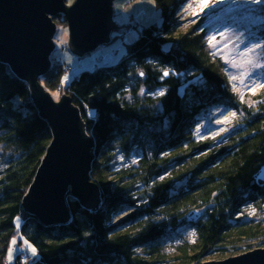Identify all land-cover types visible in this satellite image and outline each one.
<instances>
[{"label": "trees", "instance_id": "trees-1", "mask_svg": "<svg viewBox=\"0 0 264 264\" xmlns=\"http://www.w3.org/2000/svg\"><path fill=\"white\" fill-rule=\"evenodd\" d=\"M154 1L160 23L139 28L120 59L102 60L67 86L64 65L51 61L41 79L51 95L71 97L95 141L90 177L101 203L86 209L69 193L68 224L45 226L23 208L53 136L30 84L0 61V264L17 234L36 257L19 254L15 264L28 258L42 264H167L168 239L186 225L196 230V242L192 256L183 248L180 259L202 264L232 238L257 235L239 215L264 201L258 179L264 170V89L258 106L242 104L209 48L208 30H182L187 1ZM53 20L57 27L65 23L61 15ZM258 37L264 40V29ZM158 90H164L158 98L144 95ZM220 105L239 112L236 128L222 140L199 139L201 117ZM134 151L136 163L115 168L117 155Z\"/></svg>", "mask_w": 264, "mask_h": 264}, {"label": "water", "instance_id": "water-1", "mask_svg": "<svg viewBox=\"0 0 264 264\" xmlns=\"http://www.w3.org/2000/svg\"><path fill=\"white\" fill-rule=\"evenodd\" d=\"M113 3L76 0L68 6L66 0H0V61L30 84L33 101L53 136L23 200L25 212L45 226L71 221L69 193L86 209H95L101 203L100 190L90 177L94 142L86 133L79 109L68 95L55 101L41 84L52 67L58 28L53 17L65 16L69 47L82 57L111 43V34L119 29L113 21ZM258 179L264 182V170ZM203 264H264V248Z\"/></svg>", "mask_w": 264, "mask_h": 264}, {"label": "rangeland", "instance_id": "rangeland-1", "mask_svg": "<svg viewBox=\"0 0 264 264\" xmlns=\"http://www.w3.org/2000/svg\"><path fill=\"white\" fill-rule=\"evenodd\" d=\"M76 0H66L68 6ZM132 1V2H130ZM186 6L180 13V24L182 30L193 25H201L208 30L209 48L214 55L221 58L228 76V83L242 104L255 108L259 102L257 97L264 89V48H257L254 52H248L247 46L251 43L264 42L258 37L259 32L264 29V5H253L247 0H186ZM60 16V15H59ZM63 16V15H61ZM58 26L54 37L55 50L53 52L54 64L64 65L65 80L63 86H67L73 77L78 76L84 70H90L95 64H102V60L111 58L120 59L125 54L124 43H129L138 37L142 27L160 23V13L154 0H114L113 21L121 27L117 39H112L110 44H105L95 51L82 57L74 54L70 47V33L68 23ZM140 28V29H139ZM108 64V63H107ZM232 77H235L233 79ZM147 92V91H146ZM63 93H52L55 101L59 102ZM164 94V90L153 93H144L146 96L158 98ZM158 107L161 108L160 104ZM210 113L201 117L197 124L195 135L200 138L222 140L224 136L233 131L240 118L239 112H231L230 108L217 106ZM235 114V115H234ZM90 137V136H89ZM95 147V141L92 138ZM93 151V150H92ZM139 153L134 151L129 155H117L115 168L128 167L138 160ZM127 214L115 218V224H120ZM240 221L248 222V225L257 229L258 233L253 238H232L230 243L224 245L226 250L218 251L209 255L202 262L223 261L230 257L264 248V201L249 205L239 215ZM17 231L21 229L22 219L17 217L15 221ZM196 230L186 225L172 239H168L166 253L167 264H186L188 260H181L180 252L183 248L193 254V244L196 242ZM15 241V243H13ZM31 245L16 235L10 242L7 253L6 264H15L17 255H29L35 258L31 252ZM11 254V255H10ZM36 260L27 259L26 264H36Z\"/></svg>", "mask_w": 264, "mask_h": 264}, {"label": "snow or ice", "instance_id": "snow-or-ice-1", "mask_svg": "<svg viewBox=\"0 0 264 264\" xmlns=\"http://www.w3.org/2000/svg\"><path fill=\"white\" fill-rule=\"evenodd\" d=\"M247 2L253 4V5H264V0H247ZM202 3L207 4V0H202ZM261 12H264V8L261 9ZM257 48H264V42H257V43H251L247 46L248 52H254ZM257 67H264L262 64L255 65ZM168 73L165 72L164 75H167ZM235 79V77H232ZM67 77H65V80ZM235 115V114H234ZM15 243V241H13ZM31 252L35 256L36 255V249L34 247H31ZM11 255V254H10Z\"/></svg>", "mask_w": 264, "mask_h": 264}, {"label": "built area", "instance_id": "built-area-1", "mask_svg": "<svg viewBox=\"0 0 264 264\" xmlns=\"http://www.w3.org/2000/svg\"><path fill=\"white\" fill-rule=\"evenodd\" d=\"M130 2H132V1H130Z\"/></svg>", "mask_w": 264, "mask_h": 264}]
</instances>
